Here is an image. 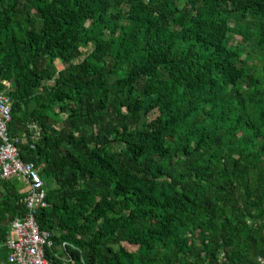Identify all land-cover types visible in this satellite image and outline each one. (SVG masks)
<instances>
[{
	"label": "trees",
	"instance_id": "trees-1",
	"mask_svg": "<svg viewBox=\"0 0 264 264\" xmlns=\"http://www.w3.org/2000/svg\"><path fill=\"white\" fill-rule=\"evenodd\" d=\"M5 82L50 264H260L264 0H0Z\"/></svg>",
	"mask_w": 264,
	"mask_h": 264
},
{
	"label": "built area",
	"instance_id": "built-area-1",
	"mask_svg": "<svg viewBox=\"0 0 264 264\" xmlns=\"http://www.w3.org/2000/svg\"><path fill=\"white\" fill-rule=\"evenodd\" d=\"M4 86L5 90H0V179L25 184L27 211L10 223L6 241H0V250L8 249L9 264H50L46 250L54 246L53 233L43 230L37 220L39 211L47 207L45 185L35 165L21 159L19 139L10 137L12 101L7 93L12 87L10 82ZM259 262L264 264V257H259Z\"/></svg>",
	"mask_w": 264,
	"mask_h": 264
},
{
	"label": "rangeland",
	"instance_id": "rangeland-1",
	"mask_svg": "<svg viewBox=\"0 0 264 264\" xmlns=\"http://www.w3.org/2000/svg\"><path fill=\"white\" fill-rule=\"evenodd\" d=\"M257 62H258V61L256 60L255 63H257ZM56 64H57V66H59V65H60V62L57 61ZM15 181L18 183V180H15ZM19 188H20V191H21V192H24V193H25V191H26V187H25L24 185L19 184ZM129 248H132V246H129ZM133 248H134V247H133ZM0 256H1V257L4 256V252H1Z\"/></svg>",
	"mask_w": 264,
	"mask_h": 264
},
{
	"label": "crops",
	"instance_id": "crops-1",
	"mask_svg": "<svg viewBox=\"0 0 264 264\" xmlns=\"http://www.w3.org/2000/svg\"><path fill=\"white\" fill-rule=\"evenodd\" d=\"M18 184H21V185H24L25 186V184L24 183H22V182H20L19 180H18ZM26 187V186H25ZM27 192V187H26V191H25V193Z\"/></svg>",
	"mask_w": 264,
	"mask_h": 264
}]
</instances>
